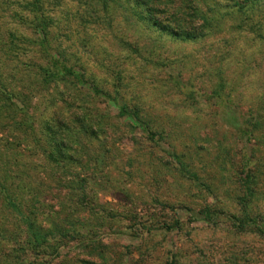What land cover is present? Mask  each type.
I'll return each mask as SVG.
<instances>
[{
  "label": "rangeland",
  "instance_id": "1",
  "mask_svg": "<svg viewBox=\"0 0 264 264\" xmlns=\"http://www.w3.org/2000/svg\"><path fill=\"white\" fill-rule=\"evenodd\" d=\"M43 1L52 53L88 83L71 78L28 90L40 46L22 36L37 41L42 32L19 22L35 20L25 0H0V32L17 35L0 44L27 53L0 57V71L8 91L30 96L26 109L41 140L23 127L21 142L23 133L0 120V176L44 191V215H51L40 221L55 218L72 230L42 254L52 264H264V235L239 232L225 216L207 223L200 213L209 206L264 218V0L247 15L231 14L233 1L222 0L218 24L193 41L148 26L122 4ZM94 84L110 97L94 95ZM120 104L139 121L120 116ZM59 118L88 128L67 167L46 161L40 149ZM5 133L13 134L9 143ZM72 175L69 189L64 177ZM1 204L0 197L1 223L12 232L19 219Z\"/></svg>",
  "mask_w": 264,
  "mask_h": 264
},
{
  "label": "trees",
  "instance_id": "2",
  "mask_svg": "<svg viewBox=\"0 0 264 264\" xmlns=\"http://www.w3.org/2000/svg\"><path fill=\"white\" fill-rule=\"evenodd\" d=\"M4 1V0H3ZM103 7L107 9H113L114 4H122L126 12L130 15H134L138 20L143 21L150 27H155L162 33H166L171 37L178 38L183 41L198 40L202 36L207 34L208 29H212L218 24L220 18H218L219 8L222 6V0H98ZM133 1V4L131 3ZM233 1L234 5L231 14L247 15L253 10L257 0H230ZM111 2V3H110ZM43 0H25L24 8L29 9L35 15L34 21L27 22L26 19H20V23H24L27 27L36 28L42 32L41 35L36 39L37 41H31L28 37L22 36V40L25 43L36 44L39 47L41 62L33 63L30 65L32 68H28V73L34 78L28 87V90L33 91L37 88L59 87L62 81H72L77 79L79 83H88L86 77L81 74H74L70 71L68 60L64 58L63 54L58 52V56L53 52V47L49 40V20L48 16L44 11ZM257 5V4H256ZM214 29V28H213ZM15 33V32H14ZM14 33L11 35L8 33L9 39L12 36L17 37ZM0 38H6V35L1 34ZM7 41H11V40ZM20 40V39H17ZM1 41V40H0ZM6 41L0 44V57L13 56L15 58L23 57L26 55L25 47L19 46L13 47L8 45L4 47ZM12 43V42H10ZM1 61V60H0ZM4 62H0V69L3 68ZM35 69V70H33ZM24 74V71L21 70ZM34 71V73H33ZM15 74H21L20 70H16ZM15 74L12 75L14 78ZM30 76V75H29ZM31 77V76H30ZM24 78V76H23ZM75 78V79H73ZM18 79V78H17ZM20 80V79H19ZM8 77L4 76L3 71H0V120L11 121L15 130H19L23 133L20 141L24 142L23 138L27 132V129H31L35 137L38 138L37 143H41L40 138L37 134L33 122L34 116L29 114L26 109L27 106L31 105V98L28 94L24 93L21 89L14 91L7 89L6 84ZM18 81V80H17ZM81 87V86H79ZM94 95H111L105 93L98 86L90 85ZM64 94H66L64 92ZM66 97V96H65ZM110 97V96H109ZM116 102V98H112ZM117 104V102H116ZM119 115L122 117L131 116L139 121L136 115L131 114L128 105L120 104ZM59 114V113H58ZM96 118H93V122ZM19 120V121H18ZM78 122V121H76ZM92 122V120H91ZM32 123V124H31ZM52 123V122H51ZM38 124V123H37ZM64 120L54 119L53 123L49 125L47 146L40 145L41 154L46 161L51 163H57L60 167H67L71 161H74L73 152H76V145L79 132H87L88 128L83 126L65 125ZM87 126V124H85ZM89 124L90 130L94 133L95 122ZM26 127L27 129H24ZM99 129V128H98ZM148 138L155 139L156 132L153 128L144 127ZM12 130V131H11ZM13 133L15 130L11 128ZM10 134L11 136L13 134ZM7 133L4 137L6 142L9 143ZM17 137V136H15ZM93 137V136H92ZM13 138V136L11 137ZM25 139V138H24ZM74 140V141H73ZM6 172H12L9 168ZM10 174V173H9ZM11 177V176H10ZM7 175L2 174L0 176V197L2 198L1 209L6 210L9 215L17 216L18 222L14 223L16 230H10L6 227V222L1 223L0 220V264H52L48 260V256L42 254L43 248L48 246L50 240L54 239H65L70 237L71 229L65 228L63 224H59L55 218L50 222L49 225L42 223L41 217L48 219L51 213L44 215L45 206V192L36 189L35 185H25L21 188L22 183L14 184L11 181L8 184ZM76 176L69 178L64 177L65 183L68 184L69 189H74L76 182ZM198 177L195 175L194 179ZM12 179V178H11ZM63 179V180H64ZM62 180V181H63ZM61 204V201L59 202ZM71 208V207H69ZM203 216L202 219L207 223H218L220 218L225 216L231 221L233 228L239 232L244 231H256L260 235H264V218L260 216H253L248 212L245 215L237 216L225 213L223 211L213 210L207 206L203 211L200 212ZM54 216V214H53ZM55 217V216H54ZM13 233L14 236L12 235ZM20 236V237H19ZM2 247V248H1Z\"/></svg>",
  "mask_w": 264,
  "mask_h": 264
}]
</instances>
